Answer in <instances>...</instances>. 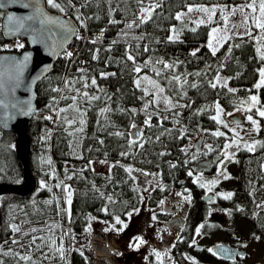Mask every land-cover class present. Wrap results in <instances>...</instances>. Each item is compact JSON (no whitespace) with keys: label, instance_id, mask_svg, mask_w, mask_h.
<instances>
[{"label":"trees","instance_id":"trees-1","mask_svg":"<svg viewBox=\"0 0 264 264\" xmlns=\"http://www.w3.org/2000/svg\"><path fill=\"white\" fill-rule=\"evenodd\" d=\"M255 1L261 0H57L61 11L44 0L48 11L72 17L78 32L51 72L35 85L27 165L37 188L27 197H0V264H94L86 256L91 252L89 243L74 241L83 233L87 218L125 220L128 212L156 206L164 192L161 187L186 186L190 180L186 161L198 152L193 149L197 139L214 148V156L202 164L206 171L214 170L223 145V139L212 134L218 130L214 106L226 112L249 94L264 98V84L259 83L264 53L250 35L230 36L214 53L204 45L190 52L204 42L208 25L176 15L189 4ZM143 6L151 8L147 15L142 14ZM170 32L177 37L169 39ZM15 42L17 47L0 34V52L25 49L24 41ZM69 48L77 56H69ZM143 74L162 90L169 108L157 109L151 96L136 87ZM220 74L235 91L216 81ZM13 139L11 131L0 129V182L8 184L21 178ZM234 158L231 195L217 205L225 210L227 224L206 223L205 205L210 199L203 201L206 194L193 184L182 233L170 247L174 262L179 254L189 264H209V260L245 264L249 254L233 232L236 218L249 223L248 240L264 246L262 126L255 142L236 149ZM91 159L114 163L102 174L88 167ZM139 172L150 175L155 186L144 192L136 186L133 173ZM64 188L71 193L67 213ZM198 228L203 235L224 230L237 254L223 258L208 247H196L193 239ZM115 252H121L118 245Z\"/></svg>","mask_w":264,"mask_h":264},{"label":"rangeland","instance_id":"rangeland-1","mask_svg":"<svg viewBox=\"0 0 264 264\" xmlns=\"http://www.w3.org/2000/svg\"><path fill=\"white\" fill-rule=\"evenodd\" d=\"M261 1H255L248 4H236V3H217V4H189L183 11L177 13L179 19L192 20L196 24H207L208 31L207 36L203 43L190 49V52H194L200 45L206 46L212 53H214L225 39L230 36H244L250 35L254 40L258 42V50L260 53H264V29L258 27V24H264V13L260 11ZM149 9L147 6H143L142 10ZM191 9V11H190ZM143 15H147L149 12L142 11ZM177 35L170 32L169 39L176 38ZM211 43V47L209 44ZM216 81L220 84L228 87L226 79L223 75H218ZM261 83V80L260 82ZM136 87L140 88L143 94H149L154 107L160 110L167 109L171 106L169 100L161 93L156 83L146 75H140L135 81ZM231 91H235L236 88L228 87ZM252 97H256L252 100ZM254 109L251 113V109ZM264 111V98L260 99L255 94H249L246 98L239 101L237 106L233 109L224 112L222 108L215 104L213 119L218 126V130L212 133L216 137L223 139V145L220 149L218 162L213 171H206V168L202 164L206 162L209 156L213 155V147L210 142H198L197 145L199 151L187 159L186 161V174L191 172L189 176L192 183L202 190L203 195L212 194L214 195L209 201L206 202V223L217 224L220 227H225L228 221L227 214L224 209L218 207L219 199L225 198L230 194L228 187L232 183V175L234 173V152L236 149L250 147L256 138V134L260 126L264 128V116L260 115V112ZM251 117V119H249ZM253 121L255 123H253ZM221 133V135H215V133ZM196 140V137L190 139V145ZM227 146V147H226ZM114 162L104 159H91L88 162V167L94 172L102 174L108 173L110 167ZM129 170V168H128ZM199 178V179H197ZM135 185L141 186L142 182L134 178ZM215 181V183H211ZM140 183V184H139ZM154 185V184H153ZM157 185V184H156ZM155 186V185H154ZM163 194L161 200L154 207H149L143 210V214L136 213L140 219H150L145 226L142 227L141 232L143 233L142 238L137 237L138 232L135 236L133 231L136 230L135 224L131 226L127 225V222L120 220L122 223L117 224L116 220L114 223L108 221H101L95 217L87 218L83 233L75 236L74 241L78 244L82 241V244L86 246L91 240V235L96 231L101 230L102 236L111 233L113 241L121 249V252L117 255L116 264H164V262H170L168 264H189L188 261L182 258L181 255L175 254L174 258L171 255V248H164L163 241L159 240L155 244L151 243L149 239H152V231L146 232L148 226H153L154 229L159 231V222H163L166 216L167 210L164 209L166 205L169 209L175 208V202L179 200L182 202L184 198L183 187H161ZM147 189V188H145ZM68 196L69 191L64 188L63 190V205L67 213L68 209ZM158 220V222H156ZM129 222V220H128ZM161 224V223H160ZM126 225V226H125ZM130 228V229H128ZM250 225L248 222L236 218L234 221V231L239 237L241 245L244 247L246 252L249 254V258L245 260V264H264V246L259 242L248 240L247 234L249 232ZM125 233V234H123ZM131 234V235H130ZM195 246L196 247H207V245H215L221 243L233 244V239L229 237L224 230L213 231L210 234L203 235L202 233L195 232ZM143 240L144 243H139V240ZM95 240V238H94ZM158 240V239H157ZM165 245V244H164ZM164 248V249H163ZM88 250V249H87ZM86 256L89 260H93V252L88 250ZM117 253V252H116ZM157 253L160 254L159 259ZM172 261H171V259ZM87 259V258H86ZM172 262V263H171ZM209 264H218L209 260Z\"/></svg>","mask_w":264,"mask_h":264},{"label":"water","instance_id":"water-1","mask_svg":"<svg viewBox=\"0 0 264 264\" xmlns=\"http://www.w3.org/2000/svg\"><path fill=\"white\" fill-rule=\"evenodd\" d=\"M0 4L5 5L0 8L2 13L0 20L1 37L6 42L22 40L25 43V49L22 51L0 52V129L13 133V154L21 165V178L18 183L8 184L0 182V197L4 194L27 197L37 188V179L29 171L27 165L32 149L27 127L35 111V85L51 72L53 64L77 35L78 25L70 16L48 11L44 0H40V7L43 11L54 19L68 24L73 29V32L66 39H61L63 33L60 27L58 25L50 26L57 33L56 46L53 48L52 40L37 37L31 30H26L29 24H32L34 28H39L38 24L28 22L25 24V28L14 31L12 30L13 26L9 25L7 21L9 14L26 16L31 13V9H25L20 4L9 3L8 0H0ZM25 56L28 57L27 61L24 60ZM9 61H16L22 64V69L18 70ZM17 77L19 83L16 82ZM198 142L199 139L193 144L195 151H198ZM209 199H211L210 195L202 197L203 201ZM213 251L223 258L228 257L221 253L219 247L218 249L216 247L213 248Z\"/></svg>","mask_w":264,"mask_h":264},{"label":"flooded vegetation","instance_id":"flooded-vegetation-1","mask_svg":"<svg viewBox=\"0 0 264 264\" xmlns=\"http://www.w3.org/2000/svg\"><path fill=\"white\" fill-rule=\"evenodd\" d=\"M133 177L136 178L137 180H139L140 182H142L141 186H145L147 184L144 188H141L143 190V192H144L145 188H148L150 186L152 187L153 184H155L153 182V180L151 179V176L147 175L145 172L133 173ZM192 186H193V183L191 180L186 182V186H184L182 189L184 191V195H185L182 202H180L179 200L171 201V202H175V208L174 209H169L167 207L168 205H166L164 207V209L167 210V214H166L167 218L163 219L165 221L158 223L159 231L154 229V225L152 227L148 226L146 228L145 233L152 231L151 234H152V237H153L152 239L154 240V242L152 240L151 243L155 244V242L162 240L164 242L162 244L163 247L164 248H166V247L170 248L171 245L176 241V239L180 235V233H182L181 228H183V225H184V216L187 212V209H189L191 206L190 203L192 200V189H193ZM143 210L145 211V209L142 208L141 210H139V212L136 210V211H132V212L127 213V216L125 219L126 221L124 220L125 222H127V225L131 226L133 223H136L135 226H133L136 228V230L133 231L134 235L130 234L131 236H135L136 232H138L137 237L142 238V236H143V233L141 232L142 227L145 226L144 224H147L150 221V219L147 220V218H145L144 216H143V218L140 219L141 215H138L137 217H135V214L137 212L140 213V211H141L140 214H143ZM128 220H129V222H128ZM156 222H158V220ZM128 229H130V228H128ZM111 235H112L111 233H108V234L102 236L101 230H99V229H98V231H96V233H93L91 235V240L89 241V247H90L91 251L93 252L92 258H93L94 264H116L117 263V262H115V260L117 261V255L115 252V246L116 245H115V243L113 241V237ZM94 238H95V240H94ZM218 246H224L225 248L230 249V256L231 257L234 254H237L236 248H234L232 244L221 243V244H217V246H214V247H216V249H218ZM207 247L210 249L214 248L210 244L207 245ZM169 251L171 252V250H169ZM171 261H172V259H171ZM168 263H170V262H164V264H168Z\"/></svg>","mask_w":264,"mask_h":264},{"label":"snow or ice","instance_id":"snow-or-ice-1","mask_svg":"<svg viewBox=\"0 0 264 264\" xmlns=\"http://www.w3.org/2000/svg\"><path fill=\"white\" fill-rule=\"evenodd\" d=\"M9 3H13V4H20L23 8L25 9H31V13L29 15L26 16H15L13 14H9L7 16V21L9 23V25H12L13 28L12 30H19L22 28H25V24L28 22H32L33 24H38L39 28H34L32 27V24H29L28 29L26 30H31L33 33H35L37 35V37H43L45 39L48 40H52L53 41V48H55L56 46V36L57 33L54 32L52 30V28L50 26L52 25H58L63 33V35L61 36V39H66L67 36L73 32V29L66 23H63L57 19H54L53 17L49 16L45 11L42 10V8L40 7V0H8ZM47 5L52 7V8H56V9H60L61 11H63V8L61 7V5L59 3H57V0H46ZM4 4H0V8L4 7ZM151 8L147 9V10H142V11H146V12H150ZM191 11V9H190ZM260 11L261 13H264V0H261V5H260ZM180 17L177 16V19H179ZM258 27L264 29V24H258ZM129 27H131V25H129ZM23 45H20V47H22ZM209 47H211V43L209 44ZM68 55L70 56L71 53H68ZM193 55H195V53H193ZM132 57H129V59H131ZM262 58H264V56H262ZM24 60L27 61L28 57L25 56ZM11 64L15 65V67L20 70L22 69V64L16 62V61H9ZM167 67V65H166ZM137 71H139V69H137ZM260 77H261V84H264V69L260 70ZM17 83H19V79L17 77ZM93 84H95V80L92 81ZM260 85L258 84L257 87H259ZM213 87H215V85H213ZM162 91V90H161ZM95 99V97H93ZM256 97H252V100H255ZM13 107H15V105H13ZM261 116H264V111L260 112ZM249 119H251V117H249ZM83 123V122H81ZM253 123H255L253 121ZM133 127H135V125H133ZM117 135H119V133H117ZM215 135H221V133L217 132L215 133ZM227 147V146H226ZM49 163H51V161H49ZM129 171H131L129 169ZM189 176L192 175L191 172L188 173ZM199 179V178H197ZM211 183H215V181H212ZM43 186V184H42ZM231 194H229L228 196H226L225 198H229ZM110 199V198H109ZM67 203L70 205L71 204V193L69 192V196H68V201ZM116 223L120 224L122 223L119 219V217L116 218ZM126 226V225H125ZM201 227H203V225H201ZM18 231V229H15ZM35 231V229L33 230ZM197 233L199 234V228L197 229ZM139 240V238H137ZM15 242V241H13ZM139 243H144L143 240H139ZM194 243V242H193ZM220 248V251L223 255L228 256L229 258H231L230 256V249L224 248L223 246H218ZM208 251L213 252V255H216L217 253L214 252L212 249H208ZM157 258L159 259L160 254L157 253ZM22 259H26V257H21ZM193 264H195V261H193Z\"/></svg>","mask_w":264,"mask_h":264},{"label":"built area","instance_id":"built-area-1","mask_svg":"<svg viewBox=\"0 0 264 264\" xmlns=\"http://www.w3.org/2000/svg\"><path fill=\"white\" fill-rule=\"evenodd\" d=\"M15 42V41H14ZM12 43L15 47H17L19 44L17 43V42H15V43ZM68 53H71V55H73V56H77V53H76V50L75 49H73V48H69L68 49V51H67Z\"/></svg>","mask_w":264,"mask_h":264}]
</instances>
